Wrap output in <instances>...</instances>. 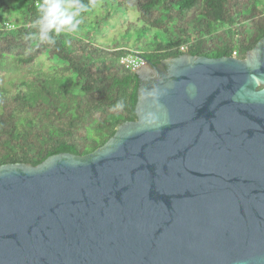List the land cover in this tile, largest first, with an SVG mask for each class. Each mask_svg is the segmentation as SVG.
I'll return each instance as SVG.
<instances>
[{
  "label": "water",
  "instance_id": "obj_1",
  "mask_svg": "<svg viewBox=\"0 0 264 264\" xmlns=\"http://www.w3.org/2000/svg\"><path fill=\"white\" fill-rule=\"evenodd\" d=\"M137 73L102 147L0 166V264H264V37Z\"/></svg>",
  "mask_w": 264,
  "mask_h": 264
},
{
  "label": "trees",
  "instance_id": "obj_2",
  "mask_svg": "<svg viewBox=\"0 0 264 264\" xmlns=\"http://www.w3.org/2000/svg\"><path fill=\"white\" fill-rule=\"evenodd\" d=\"M43 2L0 0V61L12 58L29 67L46 56L49 63L47 72L15 82L13 89L0 86V166L91 153L120 124L136 120L139 75L121 63L123 56L139 53L155 65L184 54L245 59L264 37V0H79L86 6L81 23L98 2L100 28L109 19L108 6L134 9L142 31L154 39L103 47L89 31L53 33L54 42H41L32 37V25Z\"/></svg>",
  "mask_w": 264,
  "mask_h": 264
},
{
  "label": "rangeland",
  "instance_id": "obj_3",
  "mask_svg": "<svg viewBox=\"0 0 264 264\" xmlns=\"http://www.w3.org/2000/svg\"><path fill=\"white\" fill-rule=\"evenodd\" d=\"M100 1H102V3L105 2V0ZM107 9H110V13L108 14L109 19H103L101 28L97 26V20L103 17L100 12V2H98L97 5L86 14L85 19L83 18V23L79 25L78 31L74 34H83L91 31L98 40V44L103 47L141 46L143 43L150 42L154 39L151 33L146 34L142 31V22L137 21L138 13L134 9L127 12L114 11L113 6H108ZM88 20H90L89 23ZM45 60L46 56H42L29 67L21 66L12 58L1 60L0 86L6 89H13V84H15V82H25L33 75L43 71L47 72L49 63Z\"/></svg>",
  "mask_w": 264,
  "mask_h": 264
},
{
  "label": "clouds",
  "instance_id": "obj_4",
  "mask_svg": "<svg viewBox=\"0 0 264 264\" xmlns=\"http://www.w3.org/2000/svg\"><path fill=\"white\" fill-rule=\"evenodd\" d=\"M85 7L79 3V0H44L38 5L39 15L32 25L37 31L32 34V37L41 42L52 43L54 42L53 33L59 35L77 32L81 23L78 16ZM260 55V53L255 54V63L251 67L260 66ZM252 83L254 90L258 83L255 77L252 78ZM237 98L244 100L246 97L237 93Z\"/></svg>",
  "mask_w": 264,
  "mask_h": 264
},
{
  "label": "built area",
  "instance_id": "obj_5",
  "mask_svg": "<svg viewBox=\"0 0 264 264\" xmlns=\"http://www.w3.org/2000/svg\"><path fill=\"white\" fill-rule=\"evenodd\" d=\"M139 54V53H137ZM137 54H128L123 56L121 63L128 65L132 70L137 71L142 65L146 63V60Z\"/></svg>",
  "mask_w": 264,
  "mask_h": 264
}]
</instances>
